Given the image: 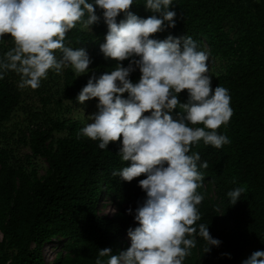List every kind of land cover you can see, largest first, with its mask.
<instances>
[{
    "label": "trees",
    "instance_id": "16d2710c",
    "mask_svg": "<svg viewBox=\"0 0 264 264\" xmlns=\"http://www.w3.org/2000/svg\"><path fill=\"white\" fill-rule=\"evenodd\" d=\"M135 2L130 11L143 18L153 14L144 0ZM170 10L176 12L175 27H166L153 38L191 36L198 49L224 62L211 84L213 90L219 85L228 90L233 110L229 122L216 130L230 143L215 148L201 139L191 149L200 154L198 164H208L199 168L204 179L197 191L204 199L196 225H208L212 237L222 243L205 253L206 242L197 236L196 247L183 264H242L253 252L264 250V0H173ZM97 14L101 20L92 30L76 26L66 34V46L89 49L92 72L77 77L71 66L66 67L60 103L77 102L93 73L110 72L118 63L100 51L108 29L98 7ZM124 18L121 12L117 22ZM13 46L10 34L0 38V56ZM140 77L137 68L129 78L135 83ZM19 82L13 71L0 80V133L23 101ZM188 99L187 89L182 90L180 102ZM178 113L179 108L171 115L177 118ZM86 124L69 118L31 129L28 143L33 156L47 160L45 175L34 166L11 161L7 150L0 152V264H48L45 247L56 237L68 239V244L51 264H95L100 249L111 248L116 255L130 247L128 229L139 226L135 209L146 198L138 181L146 177L141 174L128 182L113 176L130 162L118 154L119 141L100 149L99 141L83 136L80 130ZM55 131L66 134L55 136ZM237 187L244 193L231 205L227 193ZM104 192L117 205L112 216L100 209Z\"/></svg>",
    "mask_w": 264,
    "mask_h": 264
},
{
    "label": "clouds",
    "instance_id": "9594fccd",
    "mask_svg": "<svg viewBox=\"0 0 264 264\" xmlns=\"http://www.w3.org/2000/svg\"><path fill=\"white\" fill-rule=\"evenodd\" d=\"M134 3L0 0V38L10 34L14 41L0 56V80L13 71L20 76V88L36 89L49 70L60 73L71 66L77 77L88 73L92 63L88 52L66 46L65 38L78 23L84 28L98 23L97 7L102 10L108 31L100 51L118 63L110 72L93 73L78 93L80 103L98 98V110L89 115L90 122L80 133L99 141L100 149L119 141L118 154L130 163L112 175L131 182L144 174L146 178L138 183L146 198L135 209L139 226L128 229L130 247L116 255L111 248L100 249L95 264H183L196 247L197 236L206 242L205 253L222 243L212 237L208 225H196L201 219L198 206L204 199L197 191L204 179L199 168L208 164H198L200 154L191 149L201 139L215 148L230 143L216 130L233 114L231 98L220 85L213 90L209 56L191 36L153 38L166 27H175L176 12L170 10L173 0H144L145 8L153 13L147 18L130 11ZM121 12L125 18L117 22ZM126 59L129 64L124 66ZM137 68L141 77L134 83L129 77ZM185 89L189 99L181 103L179 94ZM177 108L180 113L174 118L171 113ZM197 124L203 127H193ZM243 193L240 187L229 191L230 204L235 205ZM223 255L231 258L230 253ZM242 264H264V250L253 252Z\"/></svg>",
    "mask_w": 264,
    "mask_h": 264
},
{
    "label": "rangeland",
    "instance_id": "374dc122",
    "mask_svg": "<svg viewBox=\"0 0 264 264\" xmlns=\"http://www.w3.org/2000/svg\"><path fill=\"white\" fill-rule=\"evenodd\" d=\"M77 26L84 30H92V26L84 28L79 23ZM86 51L89 54V49H86ZM57 56H60L59 51ZM208 56V75L211 78L213 73L220 69L224 62L212 58L209 54ZM64 69L60 73L49 70L47 78L41 80L40 86L36 89L30 86L22 88L23 101L13 118L2 126V133H0V152L3 149L7 150L11 161L34 166L40 176L46 174L48 163L43 156L35 157L32 155V150L28 143L31 129H34L37 125L52 126L53 122L59 119H81L85 123H89V115L98 110V100L95 99H90L84 103L79 101L60 103L59 90ZM91 72L92 69L89 65V72L81 74L80 77H89ZM65 134L66 131L54 132L55 136ZM100 209L110 216L117 211V205L110 200L105 192L101 199ZM127 239L131 243L130 238L128 237ZM67 244L68 239L64 237H56L51 240L45 247L47 263L51 264L59 252H65Z\"/></svg>",
    "mask_w": 264,
    "mask_h": 264
}]
</instances>
